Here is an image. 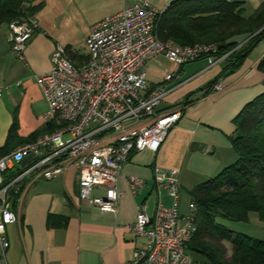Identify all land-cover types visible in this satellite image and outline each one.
Returning a JSON list of instances; mask_svg holds the SVG:
<instances>
[{
	"label": "crops",
	"instance_id": "obj_1",
	"mask_svg": "<svg viewBox=\"0 0 264 264\" xmlns=\"http://www.w3.org/2000/svg\"><path fill=\"white\" fill-rule=\"evenodd\" d=\"M133 1L32 0L33 5L43 6L34 15L37 29L27 42L23 59L11 52L7 25H0V87L6 88L0 97V148L14 123L18 140L12 151L47 129L48 105L35 77L50 71L55 47L63 46L79 56V49H86L90 29ZM145 1L164 10L172 0ZM224 1L241 2L252 11L264 2ZM262 55L264 48L254 59L247 58L238 69L222 75L220 91L205 96L197 91L220 76L225 65L223 59L216 62L217 58L208 56L182 66L163 56L146 61L142 68L150 89L162 84L170 91L157 111L181 110V117L164 144L155 153L144 150L132 154L123 165L117 182L123 195L114 213H101L76 200L78 184L73 169L49 182L33 175L23 178L9 193L12 200L20 189L13 208L18 222L8 225L5 231L9 243L7 263L129 264L144 243L130 229L139 208L145 207L151 216L158 204L170 207L172 203L166 189L157 188L160 180L154 172L156 167L177 172L181 210V191L190 198L191 190L236 161L231 147L233 119L246 104L264 93V74L257 69ZM76 61L74 64L82 60ZM166 73L175 77L164 81ZM192 93L196 94L190 98L191 103L184 105ZM132 177L141 179L142 186L132 189L129 184ZM190 203L191 198L188 206Z\"/></svg>",
	"mask_w": 264,
	"mask_h": 264
},
{
	"label": "built area",
	"instance_id": "obj_2",
	"mask_svg": "<svg viewBox=\"0 0 264 264\" xmlns=\"http://www.w3.org/2000/svg\"><path fill=\"white\" fill-rule=\"evenodd\" d=\"M162 11L145 0H134L90 29L81 63L74 64L65 47L58 45L50 71L35 77L48 105L45 117L53 128L0 157V264H8L6 227L18 222L9 193L23 178L52 180L73 169L76 200L101 213H114L123 195L117 186L123 165L134 153L157 152L176 126L181 110L157 111L170 91L162 84L150 89L144 63L163 56L182 66L216 53L217 46L161 42L157 25ZM7 29L11 52L23 59L37 29L34 16L12 21ZM174 77L166 73L163 80ZM5 90L0 87V97ZM213 90H221L219 82ZM30 154L34 160L20 166ZM154 172L160 180L157 188L166 189L172 205L158 204L151 216L145 207L139 208L130 229L144 243L129 264H198L186 250L198 229L196 207L190 203L188 213L181 215L177 172L159 167ZM129 184L132 189L141 187L142 180L132 177Z\"/></svg>",
	"mask_w": 264,
	"mask_h": 264
},
{
	"label": "trees",
	"instance_id": "obj_3",
	"mask_svg": "<svg viewBox=\"0 0 264 264\" xmlns=\"http://www.w3.org/2000/svg\"><path fill=\"white\" fill-rule=\"evenodd\" d=\"M42 6V3L33 5L32 0H0V25L34 16ZM245 14L243 3L224 0H172L160 13L157 35L161 42L180 47L215 44L217 51L210 56L218 59L226 55L220 76L197 91L203 96L214 91L222 75L238 69L264 39V2L249 16ZM67 54L73 62L84 59L69 50ZM257 69L264 74V55ZM196 93L189 94L183 104H190ZM233 124L231 147L236 161L190 191L198 229L186 250L200 260L196 261L198 264H264V241L236 233L220 223V220L247 223L250 214H256L264 222V93L246 104ZM52 128L48 123L43 134ZM43 134H34L22 143ZM17 137L14 123L0 148V157L12 151ZM19 196L20 189L12 197V209ZM225 244L230 246L229 257Z\"/></svg>",
	"mask_w": 264,
	"mask_h": 264
},
{
	"label": "rangeland",
	"instance_id": "obj_4",
	"mask_svg": "<svg viewBox=\"0 0 264 264\" xmlns=\"http://www.w3.org/2000/svg\"><path fill=\"white\" fill-rule=\"evenodd\" d=\"M252 9L247 8L246 9V16H249L250 14H252ZM262 48H264V39L262 41H260L249 53L248 57L250 60L254 59V57L256 55H258V53L262 50ZM86 49L85 47H82L79 49L78 53L81 55H84L83 57L85 58V56L87 55L86 53ZM79 55V56H80ZM263 56V55H262ZM246 58V59H247ZM80 59L78 58V63H79ZM68 136H65V138H67ZM46 182H49L46 180ZM182 194V209H179V213L181 215H185L188 213V203L190 201V198L188 196V194L184 191H181ZM172 205V203H171ZM170 205V206H171ZM165 207H169L168 205H165ZM220 223L223 224L224 226H226L229 230H232L236 233H242L245 234L247 236H250L252 238L255 239H259L264 241V222L260 221L257 217L256 214H250L249 215V221L247 223H241V222H233V221H229V220H220ZM227 249H228V253H227V257H229L230 255V246L228 244H225ZM193 260L196 262H200V260H198V258L192 256Z\"/></svg>",
	"mask_w": 264,
	"mask_h": 264
},
{
	"label": "water",
	"instance_id": "obj_5",
	"mask_svg": "<svg viewBox=\"0 0 264 264\" xmlns=\"http://www.w3.org/2000/svg\"><path fill=\"white\" fill-rule=\"evenodd\" d=\"M35 156L34 154H30L28 157L24 158L22 162L20 163V166H25L28 163H30L32 160H34Z\"/></svg>",
	"mask_w": 264,
	"mask_h": 264
}]
</instances>
